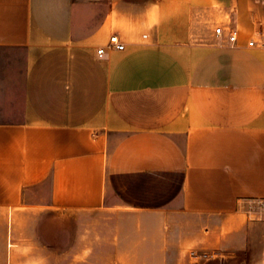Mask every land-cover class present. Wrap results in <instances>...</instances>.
I'll return each mask as SVG.
<instances>
[{
    "label": "crops",
    "instance_id": "1",
    "mask_svg": "<svg viewBox=\"0 0 264 264\" xmlns=\"http://www.w3.org/2000/svg\"><path fill=\"white\" fill-rule=\"evenodd\" d=\"M0 264H264V0H0Z\"/></svg>",
    "mask_w": 264,
    "mask_h": 264
},
{
    "label": "built area",
    "instance_id": "2",
    "mask_svg": "<svg viewBox=\"0 0 264 264\" xmlns=\"http://www.w3.org/2000/svg\"><path fill=\"white\" fill-rule=\"evenodd\" d=\"M215 33L217 36L221 37L225 34V29L222 26H218L215 29ZM227 38L231 43L236 42L239 38V30L237 28L229 30ZM250 44L252 45L253 42H251ZM109 47L117 50H123L125 48V45L121 42L118 34H112L109 39ZM97 53L99 56H103L105 53V48L98 49Z\"/></svg>",
    "mask_w": 264,
    "mask_h": 264
}]
</instances>
